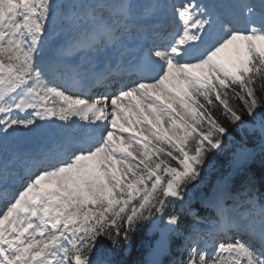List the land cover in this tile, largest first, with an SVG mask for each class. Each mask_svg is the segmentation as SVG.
I'll use <instances>...</instances> for the list:
<instances>
[{
  "label": "snow or ice",
  "instance_id": "1",
  "mask_svg": "<svg viewBox=\"0 0 264 264\" xmlns=\"http://www.w3.org/2000/svg\"><path fill=\"white\" fill-rule=\"evenodd\" d=\"M257 156L264 0H0V264H264Z\"/></svg>",
  "mask_w": 264,
  "mask_h": 264
},
{
  "label": "trees",
  "instance_id": "2",
  "mask_svg": "<svg viewBox=\"0 0 264 264\" xmlns=\"http://www.w3.org/2000/svg\"><path fill=\"white\" fill-rule=\"evenodd\" d=\"M232 135H233V137L236 140H239L240 135H239L238 130H234ZM234 150L235 149H234L233 145L229 144L227 146V148H226L224 153H221V154L213 157V159L217 162V166L218 167L223 165V167L220 168L221 171H223L224 168L227 167L228 161H229L230 157L232 156V153L234 152ZM251 169L256 174L257 178H259L260 175L262 173H264V161H262L261 158L259 156H257L255 161L251 163ZM216 175H217V173L215 171H213L212 173L208 174V180L206 181L208 183L207 185H209L210 182L215 180ZM194 193L197 195L198 194V190L196 192H194ZM145 232H146V229L141 233L142 238L144 237ZM140 238L141 237H137L136 238V241L134 243L133 249H132V251H131V253L129 255V258L132 259V260H134V259L141 260V259L145 258V254L142 252V250L139 251L137 249L139 241H140Z\"/></svg>",
  "mask_w": 264,
  "mask_h": 264
},
{
  "label": "rangeland",
  "instance_id": "3",
  "mask_svg": "<svg viewBox=\"0 0 264 264\" xmlns=\"http://www.w3.org/2000/svg\"><path fill=\"white\" fill-rule=\"evenodd\" d=\"M203 186H204V185H202L201 188H202ZM200 190H201V189H200ZM196 202H197V204H198L199 206H201L200 203H199V197L196 199ZM177 207H179V205H177ZM153 239H155L154 236L149 237L148 239H146V242H145V243H146L147 248H148L149 243H150ZM178 241H179V240L176 241L177 244H179ZM174 251H175V252H174ZM174 253H175V255H173ZM171 257H172V261H171V263H172L174 260H176V259H182V258H183V257L180 255L179 251L176 250L175 245H174V248H173L172 253H171L169 256L165 257V258L168 259V258H171ZM147 258H148V256H147ZM165 258H164V259H165Z\"/></svg>",
  "mask_w": 264,
  "mask_h": 264
}]
</instances>
